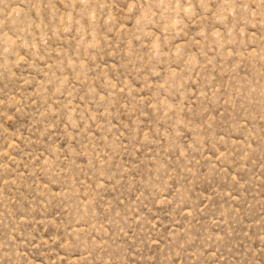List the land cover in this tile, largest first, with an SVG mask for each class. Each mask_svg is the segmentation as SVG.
Returning a JSON list of instances; mask_svg holds the SVG:
<instances>
[{"label":"rangeland","instance_id":"obj_1","mask_svg":"<svg viewBox=\"0 0 264 264\" xmlns=\"http://www.w3.org/2000/svg\"><path fill=\"white\" fill-rule=\"evenodd\" d=\"M0 264H264V0H0Z\"/></svg>","mask_w":264,"mask_h":264}]
</instances>
